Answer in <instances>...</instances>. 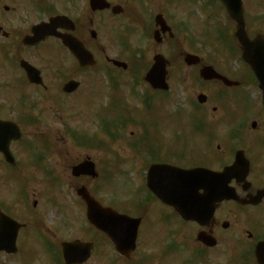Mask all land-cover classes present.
<instances>
[{"label":"rangeland","instance_id":"374dc122","mask_svg":"<svg viewBox=\"0 0 264 264\" xmlns=\"http://www.w3.org/2000/svg\"><path fill=\"white\" fill-rule=\"evenodd\" d=\"M109 1L127 7V11L133 13V18L111 20L107 13H97L94 18V29L97 32L98 45L106 55L118 54L123 60L129 61L131 70L135 69L140 76L143 72L141 66L147 68L151 64L152 50L156 49L162 54L165 50L164 55L170 61L169 91L165 94L153 93L142 82L136 87L129 73L115 72L104 66L102 62L96 68L94 76L100 77L108 73L117 81L112 99L109 96L111 90L107 91L108 98L102 91L91 92L87 97L80 91L75 95L76 98L62 102L64 103L61 104L62 111H59L56 107L57 103L52 99L53 94L44 96L31 92V97L25 94L30 98L29 102L37 103V106L34 111H30L27 102L26 109L17 112L18 118L20 115L32 112L31 116L39 118V121L22 126V138L15 142L12 148L16 170L11 169L7 174L0 175L1 182H8L9 176H15L16 201L21 200L31 206L36 200L37 207L40 208L37 212L39 216L37 220L43 221L45 226L43 229L54 231L58 237L62 236L65 239L96 237L86 222L85 206L75 192L81 185H85L103 205L117 207L119 210L130 208L132 211H137L138 203L145 202L152 208L148 213L151 216L163 220L168 215L145 191L143 175L139 174V169H132L133 164L130 161L133 160L127 157L133 155L131 150L136 151L130 148L133 146L131 135L144 134L146 129L148 134L145 121L149 119L157 121L160 126L154 128V133L163 139V144L159 141L165 156L170 149L177 155L175 159L181 164L190 163L186 161L188 158L204 160L202 154L205 155L206 160H213L211 154L205 152L209 136L207 134L210 131L213 134L211 142L214 145L221 142L227 150L228 145L225 141L226 139L230 141L227 138L229 130L242 118L248 122L264 121V114L259 110L260 105L257 101L259 95L256 90L253 91L254 88L243 92L251 102L250 107L246 110L244 106L247 102L241 99L239 110L237 102L231 101L232 91L225 90L217 82L202 81L198 76L199 67L184 65L182 57L179 56L181 51L197 54L204 64H211L219 71L224 67L229 70L236 67V63L233 62L234 57L228 55L229 47L235 46L231 38L234 28L218 2L178 0L173 3L169 11L174 18H177L174 24L177 37L173 44L174 50L171 47L166 50L164 47L157 48L152 36L148 41L140 40V28L137 23L141 22L139 12L145 7V3L141 4V0ZM147 2L149 3L147 12H155L164 7L162 0H147ZM243 2L252 34L258 29L264 31V0H243ZM41 5L54 7L56 11L62 10L57 0H44ZM202 5L205 8L203 11L199 8ZM36 19L35 17L34 20ZM221 30L225 33L224 41L220 40L223 37ZM131 31L132 34H129ZM143 33L146 35L145 32ZM144 43L147 45L144 46ZM41 49L38 51V57L32 58V63L45 71H56L54 54L59 53L52 44ZM137 53L141 57L136 56ZM97 55L101 62L99 55L102 54L99 50ZM235 55L238 59L236 52ZM2 70L0 64V71ZM85 77V90L95 88L96 83L94 86L91 85L89 74ZM141 89L143 94L140 93ZM235 91L240 96L241 91ZM199 93L208 96L205 105H196V96ZM10 97L18 98L19 95ZM147 102L150 105L149 110L145 106ZM105 103V108L108 109L100 111ZM16 104L20 109L19 101L16 100ZM231 114L233 115L230 116ZM192 119L208 122L210 126L206 128L209 131L206 129L205 133L199 131L195 128ZM101 120H104L103 123L107 126L114 123L116 125L110 127L109 132L106 126H101ZM223 134H226L224 140ZM248 140L243 133H240L230 142L235 145L234 148H239ZM85 156H89L96 163L99 174L96 179L71 176V165L81 161ZM228 157L229 155L225 156V160ZM121 177L129 181L125 183ZM182 230L185 231L184 228ZM167 231L171 229L158 227L155 243L144 245L150 249L146 251L149 253L148 257L153 258L149 260L150 264H157L155 258L161 256L160 248L168 246L167 240H162ZM35 236L39 238L38 234ZM102 246L103 244L99 243L96 251L98 252L99 247ZM94 259L95 255L86 264L93 263Z\"/></svg>","mask_w":264,"mask_h":264},{"label":"flooded vegetation","instance_id":"af4514ba","mask_svg":"<svg viewBox=\"0 0 264 264\" xmlns=\"http://www.w3.org/2000/svg\"><path fill=\"white\" fill-rule=\"evenodd\" d=\"M141 1L145 3V7L141 12V22L138 21L137 23L140 28V40L148 41L147 33L156 36L155 32L159 31L157 34L159 42H157L156 47L160 48L161 45H164L166 50L169 47L172 48L173 43L170 41L174 37L173 26L177 19L169 11L174 3L173 0H162L164 7L155 12H147L149 3L147 0ZM42 2L43 0H0V64L3 69L0 71V120L15 121L19 124L17 112L26 109L27 102L31 107L36 108L37 103L29 102L30 98L23 96L25 94L31 92L58 94L63 92L65 85L72 82L78 83L76 89L71 93L66 95L62 93L63 97L61 95L60 104L65 98H70L78 91L85 90L86 74H89L91 79L89 81L92 85L97 84L98 78L94 76L95 69L102 62L104 66L114 70H123L111 61V59L120 61L123 59L118 54L115 56L104 54V50L98 46L96 40L90 35L91 30L94 29V18L98 11L90 8L89 0H58L62 10L52 12L49 15L43 14L45 9L42 6L35 7L36 3L41 4ZM110 4L112 6L119 5L113 2ZM101 12L107 13L111 20L121 21L122 19L130 20L133 18V13L128 12L127 7L122 6L121 9L112 10V8H108ZM112 12L119 14H113ZM55 15H64L72 20L73 30L61 29L59 32L61 34H71L78 39L92 53L95 60L94 65L80 66L62 41L56 37H47L35 45L25 42L26 38L31 35V28L34 24L47 21ZM158 15L162 16L159 17L160 25H163L161 21L163 19L172 31V36L169 35L167 30L163 32L160 25H157L155 17ZM35 17L36 20H34ZM129 34H132V31ZM46 44H52L55 51L59 53L54 54L59 70L57 72L45 71L39 68L41 79L37 83L31 82L20 63L22 61L32 63V58L34 56L38 57V51L46 47ZM146 45L147 43H144V46ZM97 50L103 52L99 56L103 59L101 62L98 60ZM158 53L156 49H153L151 57ZM225 69L226 67L220 73L229 79L237 80L239 85L226 86L221 81L217 82L224 89L232 91L231 101L237 102L236 104L240 109L241 101L239 93H236L235 89L246 96L243 92H248L251 88L257 90L256 81L252 78V73L244 67L235 70L236 72L231 68L230 70ZM104 78L106 84L111 83L106 75ZM250 80L252 82H249ZM15 95L22 96L19 102V106H22L20 109L17 108L16 104L18 98L10 97ZM257 99L260 105V97H257ZM207 101L208 96L202 105H205ZM260 108L259 110L264 114V110ZM57 109L62 111L60 107ZM207 124L208 122L202 121L201 127L210 126ZM234 128L233 132L237 134L235 136L243 133L245 138L249 140L239 148H234L235 145L230 141H234L235 138L233 136L229 137L230 141H225L228 145L227 150H225L221 142L214 145L211 142L213 136L209 134L211 137H208L205 152H209L213 160H206L205 155L202 154L205 161L202 160L201 165L195 166H204L219 171L225 166L231 165L236 154H238L241 158L237 166L238 176L231 179L229 185L233 187L239 199L216 202L211 217H199L198 221L184 220L171 207L156 201L157 205L163 207L168 213L161 220L148 214L152 210L148 204L144 201H142L144 203L139 202L137 211H132L130 208L123 211L124 214L139 219L136 247L132 252L119 253L107 237L94 230L95 239H92L94 237L65 239L62 236L58 237L54 231L43 229L45 227L43 221L39 222L37 220L39 217L37 212L40 209L37 207V201L34 200L31 206L21 202V200L17 202V185L13 181L14 176H9L8 182H1L2 176H0V221H2L0 224V229H2L0 264H66L63 256V245L65 242L75 239L92 244L90 257L86 261H90L95 255V259L91 264H150L149 260L153 258L148 257L149 253L146 251L150 249L144 245L155 243L158 227L160 226L165 229L170 228L171 231H167L165 237L162 238L163 241L167 240L166 244L168 243V246L160 248L161 256L155 258L157 264H264V121L259 123L258 120H252L251 122L241 120L235 124ZM131 137L137 139L136 141L140 144L142 151H131L133 155L127 157L133 160L130 161L133 164L131 167L139 169V174L143 177L146 165L149 166L151 163L160 162L183 166L175 162L170 149H168L167 156H165V151L162 150V137L156 138L153 136L151 138L145 135ZM14 143L11 142L9 145L12 153ZM145 155L151 157V159L154 155H157L158 159L154 161L146 158ZM227 155L229 157L225 160ZM163 157L165 160H163ZM242 161L248 164L246 178L240 175L243 171ZM184 166L195 167L191 163ZM12 168L0 153V175L1 173L7 174ZM143 212H146V214H143ZM11 221L21 226L14 238L12 231L15 227ZM35 234H38L39 238ZM99 243H102L103 246L99 247L97 252L96 249ZM162 254L164 255L162 256ZM86 262L83 264H86Z\"/></svg>","mask_w":264,"mask_h":264},{"label":"water","instance_id":"95a60500","mask_svg":"<svg viewBox=\"0 0 264 264\" xmlns=\"http://www.w3.org/2000/svg\"><path fill=\"white\" fill-rule=\"evenodd\" d=\"M219 1L223 5L228 17L235 24L234 36L241 47V58L253 71L259 83L264 107V37L257 35L253 39L248 38L242 0ZM90 3L93 8L96 7L98 9L109 6L104 0H91ZM68 21L64 17H56L51 19L48 24L34 26L32 31L40 35V37L54 35L56 34V29L63 26L67 27ZM60 37L82 65H87L92 61L91 55L74 38L61 35ZM154 60V64L146 74L145 80L154 89L166 90L168 88L165 83L166 62L161 56L155 57ZM184 61L188 65L197 64L199 63V58L187 54ZM26 68L29 76L31 72L35 75V68L30 65H26ZM200 77L206 80L221 79L226 84H230V82L216 73L210 66H204L200 69ZM199 101H203L201 97ZM19 136L20 132L15 125L12 124L11 127H8L4 123H0V150L5 153L6 149L3 147H7L10 139H18ZM235 169V164L224 169L221 173L204 168L181 169L168 165H152L147 175V187L162 202L172 206L179 215L184 218H190L187 208L195 207L198 200L208 199L207 197L214 199L235 198L234 192L228 189L226 185L223 189H214L210 186L212 183L216 185L217 181H222L223 178L226 180V184L228 179L234 175ZM72 175L75 177L80 175L96 177L97 173L94 171V164L92 162L83 161L72 167ZM200 190L202 193L199 192ZM77 194L86 205V218L88 222L112 240L118 251L125 246L134 247L136 237V228L134 229V227L135 224L137 225L138 220H132L111 208L101 206L84 187L77 189ZM89 247L88 244H82L78 241L66 243L63 251L66 263L74 264L85 261L88 257Z\"/></svg>","mask_w":264,"mask_h":264}]
</instances>
